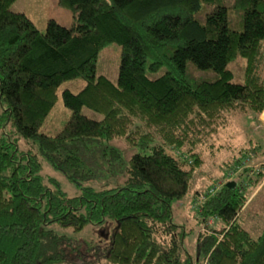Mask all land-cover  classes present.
Returning <instances> with one entry per match:
<instances>
[{
	"label": "trees",
	"instance_id": "16d2710c",
	"mask_svg": "<svg viewBox=\"0 0 264 264\" xmlns=\"http://www.w3.org/2000/svg\"><path fill=\"white\" fill-rule=\"evenodd\" d=\"M14 1L0 0V264H264V229L254 236L240 220L243 184L196 191L191 208L221 225L199 234L194 253L174 215L218 119L264 110V0H58L75 21L51 18L45 30ZM111 42L122 45L117 82L97 68ZM73 78L84 83L62 88L70 114L41 130ZM116 137L139 149L128 161ZM45 162L79 192L44 173ZM104 172L111 185L86 184ZM113 220L104 241L57 228Z\"/></svg>",
	"mask_w": 264,
	"mask_h": 264
},
{
	"label": "rangeland",
	"instance_id": "374dc122",
	"mask_svg": "<svg viewBox=\"0 0 264 264\" xmlns=\"http://www.w3.org/2000/svg\"><path fill=\"white\" fill-rule=\"evenodd\" d=\"M12 8L26 12L42 30H45L47 22L51 18L70 25L75 21L76 16L72 9L61 5L58 0H15ZM236 18L235 15L234 19ZM121 53L122 45L120 43L111 42L106 45L98 56V74L104 73L114 82H117ZM244 68V60L240 59L236 66L239 78L243 77ZM83 83L82 78H73L65 80L59 86L57 103L41 126V130L52 128V122L60 117L61 112L70 114L71 110L64 104L62 88L70 87L74 91H78ZM1 111L0 107V113ZM83 111L98 118L102 117L101 113L95 112L86 106L83 107ZM228 111L224 113L223 118L218 119L220 124L216 136L209 138L199 146L201 164L198 165L195 171L185 197L174 203L176 221L185 225L186 236L184 242L192 253L196 250L198 236L201 232L209 231L221 225L220 221L217 220L209 225L205 224L201 221L196 210H192L190 206L191 202L198 198L196 197V191H204L211 185L223 184L227 181H236L243 184L246 189L247 202L242 209L240 220L254 236H258L264 229V110L257 114L258 116L254 115L249 109L245 111L238 109L229 113ZM6 129L8 131L11 129L10 123H7ZM14 137H16V134ZM111 142L124 150L127 161L133 152L139 150L130 147L123 137H116ZM18 144L24 150L37 151L38 146L32 143L30 139L20 138ZM173 152L178 154L176 150H173ZM185 158L188 164H193L192 159L194 160V157L186 156ZM44 173L57 177L68 193L76 194L79 192L78 187L73 182L46 162ZM111 178V173L104 172L103 175L87 181L86 184L95 187L108 186L112 184ZM124 179L123 174L118 177L117 181L122 182ZM115 226L116 221L113 220L112 227L102 223L99 225L89 224L77 232H74L72 228H57L59 231L66 232L76 238L104 241ZM102 261L104 264H112L111 262Z\"/></svg>",
	"mask_w": 264,
	"mask_h": 264
},
{
	"label": "water",
	"instance_id": "95a60500",
	"mask_svg": "<svg viewBox=\"0 0 264 264\" xmlns=\"http://www.w3.org/2000/svg\"><path fill=\"white\" fill-rule=\"evenodd\" d=\"M231 185H235V181H229Z\"/></svg>",
	"mask_w": 264,
	"mask_h": 264
},
{
	"label": "crops",
	"instance_id": "0c3cea01",
	"mask_svg": "<svg viewBox=\"0 0 264 264\" xmlns=\"http://www.w3.org/2000/svg\"><path fill=\"white\" fill-rule=\"evenodd\" d=\"M191 206V205H190ZM193 210V209H192Z\"/></svg>",
	"mask_w": 264,
	"mask_h": 264
}]
</instances>
